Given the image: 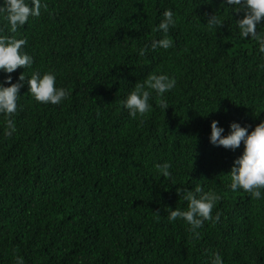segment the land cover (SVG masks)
<instances>
[{"label":"trees","instance_id":"trees-1","mask_svg":"<svg viewBox=\"0 0 264 264\" xmlns=\"http://www.w3.org/2000/svg\"><path fill=\"white\" fill-rule=\"evenodd\" d=\"M45 2L16 33L0 14L2 34L25 39L33 57L31 68L0 72V82L26 78L11 137L0 116V264L15 255L25 264H209L213 252L224 264H264V199L227 187L243 144L233 151L208 140L212 120L222 135L232 121L251 131L264 120V62L256 42L233 31L229 16L239 14L223 0ZM165 8L175 13L172 46L140 56L161 37L153 29ZM213 11L225 22L209 31L204 14ZM34 70L55 72L69 96L36 102L26 82ZM160 72L177 81L169 107L152 99L143 117H129L124 97ZM163 162L169 177L154 166ZM197 187L221 196L219 219L199 239L167 220V209L186 208L182 191Z\"/></svg>","mask_w":264,"mask_h":264},{"label":"clouds","instance_id":"clouds-1","mask_svg":"<svg viewBox=\"0 0 264 264\" xmlns=\"http://www.w3.org/2000/svg\"><path fill=\"white\" fill-rule=\"evenodd\" d=\"M205 3H211V0H205ZM221 5L228 9V13L231 10L239 14L234 20L229 16L233 31L240 39L254 40L259 59L264 62V32L257 31L258 24L264 25L261 23L264 22V0H223ZM42 8H47L45 0H0V14L7 20V30L10 33H16L30 17H38ZM204 15L206 22L203 25L209 31H216L225 22L223 15L217 11ZM175 24V13L172 9L165 8L153 29L161 33V37L153 38L139 48L138 54L143 56L147 51L169 49L173 42L167 38V34ZM25 44V39L4 35L0 30V72L12 73L18 67H32L33 57L22 50ZM258 67L264 69V63ZM25 79V76L20 74L18 81L12 82V77L6 75L0 82V116L3 117L5 137H11L16 132L13 116L18 110V98L21 96L18 92L24 86ZM26 82L28 93L38 103L59 105L69 96L68 90L57 86L56 73L53 71L34 70ZM176 83V79L165 72L151 73L143 82L135 83L122 100V107L133 119L143 117L151 110L152 99L157 101L158 107L165 110L169 107L166 94L175 88ZM229 129L226 135H222L224 128L219 126L217 120H212L208 136L209 143L213 146H222L233 151L243 144L240 155L235 158L230 169V182L227 187L232 191L243 190L256 200L264 199V193L261 191L264 189V120L256 124L251 131L236 121L229 124ZM154 166L163 177L171 175V165L168 162ZM177 192L181 193V188L177 189ZM181 195L187 202L186 208L167 209V220L170 223L182 220L187 226V231L199 239V229L204 223H214L219 219V211L213 215V209L221 196L214 190L202 191L199 187L195 191L184 189ZM156 219H160L157 213ZM14 264H25V260L22 256L15 255ZM209 264H224V259L220 253L213 252L209 257Z\"/></svg>","mask_w":264,"mask_h":264}]
</instances>
